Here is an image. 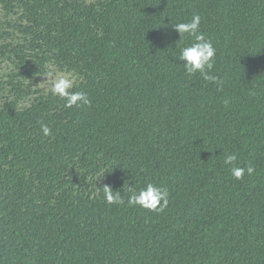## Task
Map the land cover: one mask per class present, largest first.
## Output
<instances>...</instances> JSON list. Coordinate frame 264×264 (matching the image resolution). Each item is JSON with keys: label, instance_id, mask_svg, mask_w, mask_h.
I'll return each mask as SVG.
<instances>
[{"label": "trees", "instance_id": "16d2710c", "mask_svg": "<svg viewBox=\"0 0 264 264\" xmlns=\"http://www.w3.org/2000/svg\"><path fill=\"white\" fill-rule=\"evenodd\" d=\"M149 182L163 211L128 203ZM0 264H264V0H0Z\"/></svg>", "mask_w": 264, "mask_h": 264}, {"label": "clouds", "instance_id": "9594fccd", "mask_svg": "<svg viewBox=\"0 0 264 264\" xmlns=\"http://www.w3.org/2000/svg\"><path fill=\"white\" fill-rule=\"evenodd\" d=\"M200 16L194 15L188 22H180L174 24V29L182 36L193 37L192 42L180 48L179 59L183 62V68L186 74L191 77L199 74L205 81L216 82L217 77L211 74L215 63L216 48L210 39L199 32ZM75 76L71 72H57L52 76L51 89L52 94L64 99L65 107L72 108L79 104H88L85 93L80 91H71L74 86ZM223 103L227 106L229 99H225ZM41 130L45 136L50 135V128L41 123ZM236 160L234 154L226 155L225 163L233 164ZM255 169L252 166L232 167L231 174L240 179L245 172L252 175ZM104 197L108 203L122 202L118 193L112 191L109 187H104ZM128 203L138 205L152 211H163L168 203V191L166 188L157 186L151 182L146 183L142 188L132 191L128 198Z\"/></svg>", "mask_w": 264, "mask_h": 264}]
</instances>
